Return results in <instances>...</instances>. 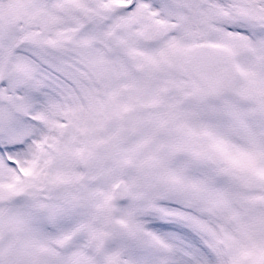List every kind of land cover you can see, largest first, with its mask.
Instances as JSON below:
<instances>
[{"label": "snow or ice", "instance_id": "snow-or-ice-1", "mask_svg": "<svg viewBox=\"0 0 264 264\" xmlns=\"http://www.w3.org/2000/svg\"><path fill=\"white\" fill-rule=\"evenodd\" d=\"M0 264H264V0H0Z\"/></svg>", "mask_w": 264, "mask_h": 264}]
</instances>
